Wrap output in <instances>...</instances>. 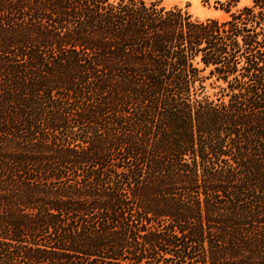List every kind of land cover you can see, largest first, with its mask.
Segmentation results:
<instances>
[{"label":"trees","instance_id":"trees-1","mask_svg":"<svg viewBox=\"0 0 264 264\" xmlns=\"http://www.w3.org/2000/svg\"><path fill=\"white\" fill-rule=\"evenodd\" d=\"M242 1L0 0V264H264V0Z\"/></svg>","mask_w":264,"mask_h":264},{"label":"rangeland","instance_id":"rangeland-1","mask_svg":"<svg viewBox=\"0 0 264 264\" xmlns=\"http://www.w3.org/2000/svg\"><path fill=\"white\" fill-rule=\"evenodd\" d=\"M151 1V0H147ZM217 0H163V2L168 5H180L186 6L188 5L189 10L197 17L201 19H205L208 17L218 18L221 20L229 18V14L224 12L223 10L216 8L218 4ZM224 1V0H221ZM249 0H243L239 6L249 4ZM235 10V9H233ZM211 91V89H210Z\"/></svg>","mask_w":264,"mask_h":264}]
</instances>
